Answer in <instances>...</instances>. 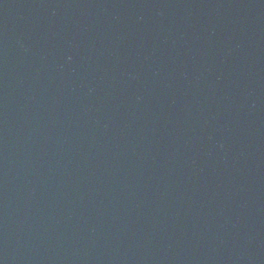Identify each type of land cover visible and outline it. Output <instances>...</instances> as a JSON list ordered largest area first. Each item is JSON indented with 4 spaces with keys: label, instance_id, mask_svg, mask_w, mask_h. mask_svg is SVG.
I'll return each instance as SVG.
<instances>
[{
    "label": "water",
    "instance_id": "95a60500",
    "mask_svg": "<svg viewBox=\"0 0 264 264\" xmlns=\"http://www.w3.org/2000/svg\"><path fill=\"white\" fill-rule=\"evenodd\" d=\"M0 264H264V0H0Z\"/></svg>",
    "mask_w": 264,
    "mask_h": 264
}]
</instances>
